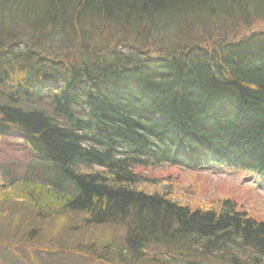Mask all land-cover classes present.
<instances>
[{
    "label": "trees",
    "instance_id": "16d2710c",
    "mask_svg": "<svg viewBox=\"0 0 264 264\" xmlns=\"http://www.w3.org/2000/svg\"><path fill=\"white\" fill-rule=\"evenodd\" d=\"M260 22L264 0H0V142L30 159L0 183V264H69L86 228L94 264H264V221L136 170L264 179Z\"/></svg>",
    "mask_w": 264,
    "mask_h": 264
},
{
    "label": "rangeland",
    "instance_id": "374dc122",
    "mask_svg": "<svg viewBox=\"0 0 264 264\" xmlns=\"http://www.w3.org/2000/svg\"><path fill=\"white\" fill-rule=\"evenodd\" d=\"M256 28L263 30L264 22L258 23ZM124 152L122 150L120 153ZM29 163L30 159L28 156H25L22 150L16 147L12 148L0 142V183L6 181V170L8 167L15 171L17 169L22 174L27 169L26 166ZM169 165L171 164L155 168H136V170L150 178V181L156 179L155 183L152 181L149 184L148 188L150 191L169 190L172 192L173 198L182 203L184 202V204L191 205L193 209L215 207L221 200L229 199L234 200L241 210L250 212L252 218L264 221V179L260 180L252 173L227 172L221 168L218 170L213 169L211 166L207 170L195 171L179 164H177L176 168ZM160 184L162 185L160 186ZM57 228L61 229L62 226L59 225ZM98 231V228H86L83 232L79 231L75 233L78 238L73 237V240H75L73 244L67 243L68 254L66 255L69 258V264H94L93 261L87 260L86 257H81L75 251H78V247H81L80 244H84V241L95 240L96 238L93 236ZM102 233L116 238H119L118 236L120 235L117 230L108 227H105ZM48 235L51 238L50 231L46 229L44 233L46 237L42 238V243L50 242V238L47 239ZM59 236H56L55 239L58 240ZM67 237L68 234L66 233V239H69ZM50 240L52 243V238ZM44 246L47 249L53 248L51 244ZM57 251L55 249L46 252L42 251V261H47V256H44L46 255L45 253L52 255Z\"/></svg>",
    "mask_w": 264,
    "mask_h": 264
},
{
    "label": "bare ground",
    "instance_id": "6f19581e",
    "mask_svg": "<svg viewBox=\"0 0 264 264\" xmlns=\"http://www.w3.org/2000/svg\"><path fill=\"white\" fill-rule=\"evenodd\" d=\"M64 52V51H63ZM151 68H153V65H150L149 67H148V71H150V69ZM143 69V68H142ZM151 73H154L153 72V70L151 71ZM150 73V74H151ZM157 84H158V82H155V81H153V80H151V82H149L148 83V85L149 86H151V87H158L157 86ZM151 91H154L153 89H151ZM150 91V92H151ZM155 93H153L152 95H154ZM152 97V96H151ZM218 111L220 110V109H217ZM221 112H224V111H221ZM219 115V121L221 122V123H223V124H227V122H232V120H233V116H231L230 114H229V112L227 111L226 113H220V114H218ZM226 120V121H225ZM195 124V123H194ZM84 152H89V150H84ZM225 171H227V172H230V171H232V169H230V170H225Z\"/></svg>",
    "mask_w": 264,
    "mask_h": 264
}]
</instances>
